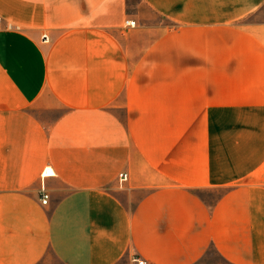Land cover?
I'll return each instance as SVG.
<instances>
[{"label": "crops", "instance_id": "0c3cea01", "mask_svg": "<svg viewBox=\"0 0 264 264\" xmlns=\"http://www.w3.org/2000/svg\"><path fill=\"white\" fill-rule=\"evenodd\" d=\"M141 1L181 18L188 56L195 26L206 66L222 11ZM125 11L0 0V264H264V27L250 57L224 65L241 89L193 94L194 125L173 93L143 89V59L119 37L134 29Z\"/></svg>", "mask_w": 264, "mask_h": 264}, {"label": "rangeland", "instance_id": "374dc122", "mask_svg": "<svg viewBox=\"0 0 264 264\" xmlns=\"http://www.w3.org/2000/svg\"><path fill=\"white\" fill-rule=\"evenodd\" d=\"M204 5L208 10L222 11V18L217 19L219 28L215 31L208 30L206 66L199 64L200 34L193 25L190 55L183 53V25L181 18L171 13L174 10L159 11L141 0H125V22L122 30L129 33V22L136 26L127 36L122 31L119 32V37L123 38L130 49L131 57L138 59L141 56L143 59V89L148 92L173 93L174 101L179 100L180 106L183 103V106H190L189 114L178 116L180 121L185 119L194 125L203 122L205 114L199 110V100L193 98V94L200 89H241L239 82L230 83L229 78L222 73L225 70L224 65L236 53L244 55L245 58L250 57L261 40L257 32L264 27V0H208ZM210 25L214 24L209 22L207 26ZM204 53L203 47V59ZM214 59L217 60L218 67L213 66ZM200 66L203 76L200 75ZM202 77L206 79V83H200ZM188 93L191 94L190 99L186 98ZM206 101L209 105L214 100ZM199 195L206 199L218 196L210 192H201Z\"/></svg>", "mask_w": 264, "mask_h": 264}, {"label": "built area", "instance_id": "2783aa9c", "mask_svg": "<svg viewBox=\"0 0 264 264\" xmlns=\"http://www.w3.org/2000/svg\"><path fill=\"white\" fill-rule=\"evenodd\" d=\"M128 26L131 28H134L136 26L135 23L129 22ZM45 37V41H47V37ZM49 171V169H47L43 174H42V179H45L47 177H49L51 174L47 173ZM54 175V174H53ZM129 181V175L126 173H123L120 175L119 177V185L121 188L125 187V184L128 183ZM41 200H42V204L43 205H48L49 201H50V196L49 194L45 191V189L42 188V196H41ZM134 262L136 264H148L146 261L138 259V258H134Z\"/></svg>", "mask_w": 264, "mask_h": 264}, {"label": "bare ground", "instance_id": "6f19581e", "mask_svg": "<svg viewBox=\"0 0 264 264\" xmlns=\"http://www.w3.org/2000/svg\"><path fill=\"white\" fill-rule=\"evenodd\" d=\"M47 173H50V174H51L50 176H53V172H52V170L49 169V171H48ZM50 176H49V177H50Z\"/></svg>", "mask_w": 264, "mask_h": 264}]
</instances>
